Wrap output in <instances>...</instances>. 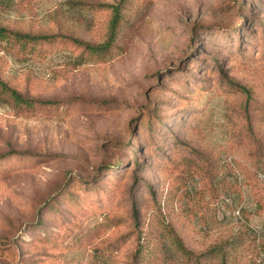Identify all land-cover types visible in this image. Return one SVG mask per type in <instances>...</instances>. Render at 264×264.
<instances>
[{
	"label": "rangeland",
	"instance_id": "374dc122",
	"mask_svg": "<svg viewBox=\"0 0 264 264\" xmlns=\"http://www.w3.org/2000/svg\"><path fill=\"white\" fill-rule=\"evenodd\" d=\"M0 27L111 43L83 60L0 44V79L40 102L0 101V264L263 240L264 0H0Z\"/></svg>",
	"mask_w": 264,
	"mask_h": 264
},
{
	"label": "trees",
	"instance_id": "16d2710c",
	"mask_svg": "<svg viewBox=\"0 0 264 264\" xmlns=\"http://www.w3.org/2000/svg\"><path fill=\"white\" fill-rule=\"evenodd\" d=\"M119 14H116V17ZM119 16L116 18L118 20ZM62 41H70L73 45L83 49L80 57L81 60L90 55H105L109 52L111 43L101 47H95L86 44L77 39H71L63 35H47V36H31L26 34L14 33L8 29L0 27V44H5L6 48H14L21 51L25 56H46ZM219 68V67H216ZM0 101L3 104H9L17 108L30 110L35 107L34 102L23 97L18 91L12 89L4 80L0 79ZM151 115H146L141 121V125L148 128L151 125ZM158 128L161 127L159 121H156ZM138 150H133V156H136ZM13 155L0 156V163L6 162ZM225 247L217 249H210L206 253L198 254L189 249L182 241L174 242L176 251L163 248L162 257L166 259L163 264H214L216 259L219 264H252L254 263V256L258 257L264 251V238L257 243L256 238L252 237L248 231H243L235 236L229 238ZM141 251L136 256L135 264H143L144 256L140 255ZM145 254V252H144ZM148 258L151 251L146 252ZM143 259V260H142ZM157 259V258H155ZM147 264V263H146Z\"/></svg>",
	"mask_w": 264,
	"mask_h": 264
}]
</instances>
